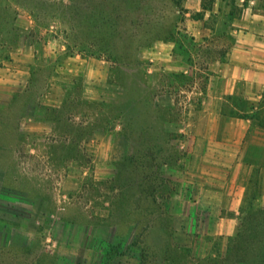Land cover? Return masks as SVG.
<instances>
[{
	"label": "rangeland",
	"instance_id": "obj_1",
	"mask_svg": "<svg viewBox=\"0 0 264 264\" xmlns=\"http://www.w3.org/2000/svg\"><path fill=\"white\" fill-rule=\"evenodd\" d=\"M198 3L0 0V264H264V192H194V124H216L194 101V47L233 43ZM158 47L178 64L150 59ZM233 105L249 102L223 101L222 127ZM17 163L59 188L81 172V191L8 192ZM220 214L236 218L225 240Z\"/></svg>",
	"mask_w": 264,
	"mask_h": 264
},
{
	"label": "crops",
	"instance_id": "obj_2",
	"mask_svg": "<svg viewBox=\"0 0 264 264\" xmlns=\"http://www.w3.org/2000/svg\"><path fill=\"white\" fill-rule=\"evenodd\" d=\"M201 2L199 0L194 11L203 10ZM239 3L242 5L243 0H239ZM234 20L228 30L233 38L231 46L224 49L207 46L206 50L194 47V69L201 59L208 64L201 84L194 76V101L199 95L203 96V101L208 102V106L203 105L201 112L206 110V116L216 119V124H194V180L197 182L194 192H201L206 197L209 193L205 192H264V12L249 4L242 7L240 15ZM211 32L216 33V30L211 29ZM204 36V33L202 36L194 33V42ZM174 49L176 48L171 50L168 47H158L152 51L150 59L177 65L174 61ZM237 97L244 98L249 105L245 108L233 105L234 108L227 115L231 119L230 123L222 127V117L226 113L221 104L225 100L234 101ZM216 99L221 102L218 106L214 103ZM231 112L244 116L231 117ZM222 128L225 137L224 142L220 143L218 135ZM255 148L259 151H255ZM69 174L62 183L71 180L72 185L62 184L59 188L44 182L39 176L35 178V175L23 173L17 163L14 170L12 167L4 169L2 187L8 192H23L32 199H52L48 192L51 195L53 192H63V197H69L71 192L81 191L83 181L81 172L72 176ZM36 179L39 182L37 186L34 185ZM234 198L236 201L237 196ZM211 208L205 213H212ZM199 210L202 211V208ZM219 218L215 224L220 231L214 232L212 228L211 233H216L225 240L235 232L237 226L230 231L229 224L233 225L236 218L227 214H220ZM208 220L212 224V220ZM225 220L231 222L227 223ZM2 226L9 230L8 223ZM196 237L194 235V244Z\"/></svg>",
	"mask_w": 264,
	"mask_h": 264
},
{
	"label": "trees",
	"instance_id": "obj_3",
	"mask_svg": "<svg viewBox=\"0 0 264 264\" xmlns=\"http://www.w3.org/2000/svg\"><path fill=\"white\" fill-rule=\"evenodd\" d=\"M250 1H254L258 5L255 9L257 8L264 12V0H243L242 5L239 3V0H202L201 5L203 10L194 15L203 17L207 11H210L211 16H214V18L208 20H211L212 29L216 30L217 27L215 25L219 21L217 20L218 15L228 17L230 21H232L240 15L243 6H248L250 4ZM234 116L243 117L244 115L232 113L231 117Z\"/></svg>",
	"mask_w": 264,
	"mask_h": 264
}]
</instances>
